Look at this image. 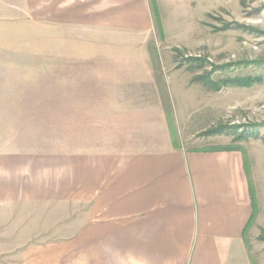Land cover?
I'll return each mask as SVG.
<instances>
[{
	"label": "crops",
	"instance_id": "0c3cea01",
	"mask_svg": "<svg viewBox=\"0 0 264 264\" xmlns=\"http://www.w3.org/2000/svg\"><path fill=\"white\" fill-rule=\"evenodd\" d=\"M0 4H27L31 14L43 4L47 24L134 37L152 20L148 0ZM33 53L51 74L40 99L60 111L22 127L60 123L62 142L0 149V255L19 264H259L245 236L253 165L242 149L173 144L163 105L126 96L127 83L153 79L147 49Z\"/></svg>",
	"mask_w": 264,
	"mask_h": 264
},
{
	"label": "rangeland",
	"instance_id": "374dc122",
	"mask_svg": "<svg viewBox=\"0 0 264 264\" xmlns=\"http://www.w3.org/2000/svg\"><path fill=\"white\" fill-rule=\"evenodd\" d=\"M155 1L157 11L149 0L152 20L140 37L129 30L47 24L41 20L43 4H36L32 14L27 4H0V149L61 146L60 131H55L60 123L49 129L44 124L37 130L22 127L36 125L32 119L59 117L60 111L40 99L44 92L38 87L43 89L45 76L51 74L43 61L41 66L32 63L33 52L130 50L134 42L135 48L149 51L153 79L150 84L127 83L132 86L126 96L163 105L173 144L183 149L238 146L247 155V167L253 165V214L245 236L253 258L264 264V0ZM235 75H257L261 81L218 91L208 83ZM16 115L30 122L12 121ZM218 126L253 133L238 140L231 131L206 134ZM0 264L19 261L0 255Z\"/></svg>",
	"mask_w": 264,
	"mask_h": 264
},
{
	"label": "trees",
	"instance_id": "16d2710c",
	"mask_svg": "<svg viewBox=\"0 0 264 264\" xmlns=\"http://www.w3.org/2000/svg\"><path fill=\"white\" fill-rule=\"evenodd\" d=\"M150 2L152 4V6L155 7V10L157 11L156 1L150 0ZM154 19H157V17ZM260 81H261V78H260V76H257V75H235L232 77H226V78L219 79L217 82L209 80L208 83L210 84V87H212L214 90L218 91L223 86H227V85L228 86H236V87H249V86H251L255 83H258ZM237 129H240L239 126H237ZM237 129L231 130L229 127L218 126L215 128H210L209 130H207V133L205 131L204 132L208 135H217V134L226 133V132L229 133L231 131L232 133L235 132L236 136L234 137V139H236V140L242 139V138H244V136H247V135L253 133V132H249L246 130L244 131L243 129L238 131ZM221 149H240L241 150V148L238 146L221 147ZM253 198H254V195H253V190H252V201H253Z\"/></svg>",
	"mask_w": 264,
	"mask_h": 264
}]
</instances>
